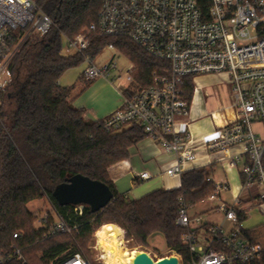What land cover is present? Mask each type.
<instances>
[{
	"label": "built area",
	"instance_id": "built-area-1",
	"mask_svg": "<svg viewBox=\"0 0 264 264\" xmlns=\"http://www.w3.org/2000/svg\"><path fill=\"white\" fill-rule=\"evenodd\" d=\"M53 25L51 17L38 9L37 0H0V108L14 83L12 65L23 44L31 35L45 36ZM94 33L128 38L149 56L167 63V67L153 72L152 82L147 86L136 83L134 64L124 75L115 76L123 103L105 119V127L112 130L130 123L141 125L149 138L176 158L165 172L170 177H181L187 164L197 157L187 124L178 127L179 118L188 116L191 109L183 94L186 78L194 81L198 76H226L236 115L209 136L206 148L216 152L243 146L246 161L240 193L232 205L219 206L225 219L235 227L230 232L220 224L203 227L201 218L190 214L181 197L176 223L185 230L182 239L189 260L178 253L176 256L179 264L261 261L264 245L246 239L238 212L242 211L239 206L243 198L255 186L263 189L264 200V136L253 128L256 123L264 127V0H103L98 22L65 42V55L82 57L86 81L111 78L117 70L115 62L95 64L94 55L88 52ZM109 48L114 49L113 45ZM222 161L227 169H232L240 157ZM140 177L148 180L151 176L145 172ZM214 184L215 191L209 199L219 201L221 193L230 186L226 182ZM84 208L74 206L79 215ZM52 215L55 220L47 236L72 234L77 230V225L71 226L54 209ZM49 218V213L37 217V227L45 226ZM14 258L23 259L21 249L15 246L0 254V264ZM54 264L93 263L76 254Z\"/></svg>",
	"mask_w": 264,
	"mask_h": 264
},
{
	"label": "trees",
	"instance_id": "trees-1",
	"mask_svg": "<svg viewBox=\"0 0 264 264\" xmlns=\"http://www.w3.org/2000/svg\"><path fill=\"white\" fill-rule=\"evenodd\" d=\"M37 6L54 25L45 36L31 35L23 44L12 65L14 83L0 108V254L13 246L23 254L22 260L4 264H54L81 254L93 230L106 224L115 225V231L109 227L121 239L125 232L126 242L134 246H147L152 234L162 233L168 250L188 262L185 230L176 223L180 198L189 208L207 200L215 191L208 171H185L179 188L159 189L140 199L120 195L108 169L127 159L130 148L148 134L137 123L107 130L105 119L87 120L85 110L71 100L73 87L59 83L68 69L83 63L79 55L64 54L66 39L98 22L103 0H37ZM91 42L88 52L94 57L110 45L120 50L135 65L133 76L141 86L151 84L155 70L167 67L125 37L94 33ZM194 91L193 79L186 78L183 94L190 104ZM77 174L107 184L114 193L111 203L96 213L85 206L82 215L72 205L60 206L54 189ZM44 198L59 217L77 225L74 233L47 236L55 220L51 213L45 226L34 224L37 215L28 204ZM238 215L240 221L245 218L241 212ZM251 264H264V257Z\"/></svg>",
	"mask_w": 264,
	"mask_h": 264
},
{
	"label": "crops",
	"instance_id": "crops-1",
	"mask_svg": "<svg viewBox=\"0 0 264 264\" xmlns=\"http://www.w3.org/2000/svg\"><path fill=\"white\" fill-rule=\"evenodd\" d=\"M210 77L223 79L219 81V86L223 87L221 88L224 95L223 103L218 109L213 110L207 106L212 95L206 92V85L208 84L205 80ZM82 78L84 79L83 74ZM96 80L99 81L100 88L105 92V95L102 96L103 99H99L93 105L82 102L80 106L85 110V118L90 121L106 119L117 111L123 103H121L123 97L115 76L111 78L101 77ZM193 82L195 91L190 114L178 120L179 128H184L183 124H187L186 130L190 134L191 145L195 148L197 156L195 161L187 164L186 171L205 168L212 182H226L229 184L230 189L221 193V200L219 201H212L208 198L207 200L212 204L191 215L199 216L203 227L220 224L227 232H230L235 225L225 219L224 213L219 211V206L222 203L232 205L239 195L240 187L244 182L243 168L246 155L243 152L242 145L233 146L225 151L209 152L206 148V141L227 120L235 118L236 109L234 108L233 92L225 75L198 76ZM60 85L62 84L60 83ZM65 87H73L71 100L75 106V103L80 102L81 90L75 84ZM253 128L259 135L264 136V127L261 124H254ZM235 156L240 157L237 166L227 169V165L222 160ZM175 161L174 155L166 153L158 143L146 137L130 148L127 159L112 165L108 169V175L120 195L130 200H136L159 189L172 190L179 188L182 182L181 177H170L165 174L166 170ZM145 172L151 176L150 179L144 180L140 177ZM262 193L263 189L260 186L253 187L250 194L243 198L239 208L245 216L240 221V227L244 231L246 239L264 245V200L261 198ZM254 210L257 217H251L250 215V212Z\"/></svg>",
	"mask_w": 264,
	"mask_h": 264
},
{
	"label": "rangeland",
	"instance_id": "rangeland-1",
	"mask_svg": "<svg viewBox=\"0 0 264 264\" xmlns=\"http://www.w3.org/2000/svg\"><path fill=\"white\" fill-rule=\"evenodd\" d=\"M115 62L117 64V70L113 71V76H119L124 75L127 69L131 66L132 62L118 49L114 48L111 49L109 47H106L103 49V51L95 57V64L97 65H104L106 63H112ZM85 69V64L82 63L79 66L72 67L68 69L64 75L60 79V83L63 86H68L75 84L77 88L81 90V96L79 97V101L75 103L76 107L81 106L82 102L88 103L89 105L95 104V102H98L99 99H103V95H105V92L102 88L99 86V81H86L82 78V74ZM223 79H217L214 77H210L209 79H206L205 82L208 84L206 85V92L212 97L209 100V106L211 110L218 109L223 103L224 95L222 93L221 86H219V81ZM123 102V99L121 98V103ZM105 119V118H104ZM212 203H210L208 200L204 203L192 207L189 209L190 214H193L196 211H200L205 206H208ZM28 208L37 215V217H41L45 215V213H51L53 211V205L50 203L47 199H38L35 201H32L28 204ZM251 217H257L255 210L253 212H250ZM36 226L38 224L37 221L34 223ZM113 225V224H106ZM114 231H115V225H113ZM101 228V226L95 228L93 230V233L91 234V238L89 241L85 244H83L82 253L81 255L85 256L88 260H90L93 264H105V259L103 256L105 255L103 249L98 244V239L96 237V233ZM110 228V227H109ZM116 233V232H115ZM117 234V233H116ZM118 236V235H117ZM125 232L123 235V238L121 239L120 236H118V239H120L123 242V247H125L129 252H147L151 255L152 258L155 260L162 258L164 255H175L177 254L175 251L168 250L166 239L162 233H154L152 234L148 239V245L147 246H134L131 243L126 242L125 238ZM83 256V257H84Z\"/></svg>",
	"mask_w": 264,
	"mask_h": 264
},
{
	"label": "water",
	"instance_id": "water-1",
	"mask_svg": "<svg viewBox=\"0 0 264 264\" xmlns=\"http://www.w3.org/2000/svg\"><path fill=\"white\" fill-rule=\"evenodd\" d=\"M53 197L60 206H87L96 213L111 203L114 193L107 184L77 174L59 184L53 191ZM133 264H179V259L170 255L154 260L147 252H140Z\"/></svg>",
	"mask_w": 264,
	"mask_h": 264
},
{
	"label": "bare ground",
	"instance_id": "bare-ground-1",
	"mask_svg": "<svg viewBox=\"0 0 264 264\" xmlns=\"http://www.w3.org/2000/svg\"><path fill=\"white\" fill-rule=\"evenodd\" d=\"M99 246L103 249L105 255V264H133L135 252H129L123 247V242L108 227L102 226L96 233Z\"/></svg>",
	"mask_w": 264,
	"mask_h": 264
}]
</instances>
